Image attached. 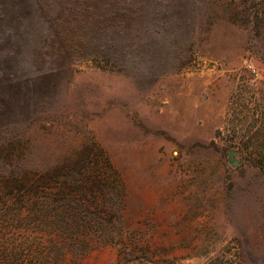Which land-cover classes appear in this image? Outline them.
<instances>
[{"label":"rangeland","instance_id":"1","mask_svg":"<svg viewBox=\"0 0 264 264\" xmlns=\"http://www.w3.org/2000/svg\"><path fill=\"white\" fill-rule=\"evenodd\" d=\"M261 166L264 0H0V264H264Z\"/></svg>","mask_w":264,"mask_h":264},{"label":"trees","instance_id":"2","mask_svg":"<svg viewBox=\"0 0 264 264\" xmlns=\"http://www.w3.org/2000/svg\"><path fill=\"white\" fill-rule=\"evenodd\" d=\"M124 17L125 16H123V17H119V18H121L122 20L124 19ZM257 17V16H256ZM117 19V18H116ZM115 19V20H116ZM260 20H261V18H260ZM262 168H264V166H261ZM69 174V172H66V175H68ZM5 178H7L6 177V175L3 173V172H0V179H2V180H4ZM96 186H98V188H99V190H101V192H103V189L101 188V186L103 187V184H97ZM72 190L73 191H75V192H83V191H85V190H87V185L84 187L83 186V184H82V182H78L76 179H75V182H74V184H72ZM90 187V186H89ZM19 191H22V190H20L19 189ZM37 203H39V205H37V208H36V210H37V213L35 214V215H37V217H38V223H47V221H48V216H49V212H50V208H49V206H47V209H46V211H42L43 212V215H40V214H38V212L40 213L41 212V202H40V199H37ZM45 204V203H44ZM72 208L73 209H79V208H77L76 206H72ZM72 213V221L73 222H75V224L76 225H78V224H80L79 223V220H81V219H83L82 217H81V214H80V212L79 211H73V212H71ZM71 236V238H72V240L73 241H76L77 239H74V237H75V233H71L70 234Z\"/></svg>","mask_w":264,"mask_h":264},{"label":"water","instance_id":"3","mask_svg":"<svg viewBox=\"0 0 264 264\" xmlns=\"http://www.w3.org/2000/svg\"><path fill=\"white\" fill-rule=\"evenodd\" d=\"M235 156V152L234 151H231L230 153H229V161L230 162H232V158ZM232 164L234 165V166H237L238 165V162L237 161H234V162H232Z\"/></svg>","mask_w":264,"mask_h":264}]
</instances>
